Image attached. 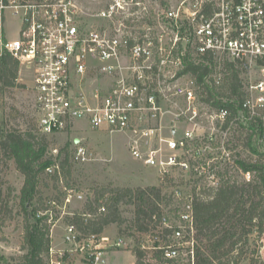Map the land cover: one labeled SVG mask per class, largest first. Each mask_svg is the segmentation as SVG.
Returning <instances> with one entry per match:
<instances>
[{
	"label": "built area",
	"instance_id": "1",
	"mask_svg": "<svg viewBox=\"0 0 264 264\" xmlns=\"http://www.w3.org/2000/svg\"><path fill=\"white\" fill-rule=\"evenodd\" d=\"M91 1L99 8L85 11L81 0H0V61L13 57L20 71L29 73L38 133L79 131L85 124L131 136L132 156L157 168L176 203L173 218L162 221L173 240L154 248L163 262L146 261L195 264L194 199L201 193H187L182 183L197 190L205 181L207 189H216L226 166L234 173L237 149L232 148L246 131L243 124H260L264 148V0H180L175 6L165 0L162 14L143 0ZM189 54L209 66L208 83L221 86L229 66L246 76L237 115L204 104L202 86L185 72ZM100 77L106 82L93 86ZM3 111L0 101V140L10 129ZM168 117L174 123L170 135ZM179 124L188 126L181 134ZM77 140L73 162L90 160L84 140ZM59 169L57 164L46 172ZM245 176L251 179V173ZM67 192L71 203L74 190ZM44 216L53 222V212L38 218ZM58 220L44 264H114L108 255L123 248V240L66 225L62 246L55 247Z\"/></svg>",
	"mask_w": 264,
	"mask_h": 264
},
{
	"label": "trees",
	"instance_id": "2",
	"mask_svg": "<svg viewBox=\"0 0 264 264\" xmlns=\"http://www.w3.org/2000/svg\"><path fill=\"white\" fill-rule=\"evenodd\" d=\"M186 73L191 74L202 86L201 97L204 104L216 110L228 109L234 115L240 112L241 101L245 97L242 71L234 66L228 67L221 86L208 83L206 76L209 66L206 62L197 64L188 55ZM20 62L13 57L0 61V95L7 89L18 86ZM236 137L237 149L235 172L225 168V178L216 189H208L207 196H195V264H257L260 237L264 233V150H259L262 134L260 124L244 125ZM34 128L26 130L10 128L3 131L0 140V157L15 163L23 175L24 182L16 200L11 198V191L0 187V214L14 218L17 210L23 216V255L11 258L0 264H44L45 257L52 244L51 230L59 219L49 201L41 191L42 186L52 189L59 200H66L67 190H73L74 167L71 162L69 146L59 151L60 169L53 175H47V169L56 166L54 156L48 154L46 138L34 134ZM249 153L247 157L243 154ZM251 173V179L240 181L242 176ZM49 176L54 187L46 183ZM46 183V184H45ZM92 191L84 203L81 212L66 216L67 225H74L84 234H103L111 225H118L121 236L150 235L155 246L170 242V229H164L162 221L167 217L166 210L175 204L172 194L164 192L163 183L147 187L100 186ZM57 199V198H56ZM14 201L16 203H14ZM18 206V208L16 206ZM131 206L132 220L124 217L122 207ZM101 208L106 211L101 212ZM51 211L55 217L49 223L47 216L38 218L41 212ZM177 216V215H176ZM141 245V242L138 241ZM155 248V247H154ZM153 258L163 262L162 252L153 250ZM136 264L148 263L144 250L136 249ZM183 264H192L183 262Z\"/></svg>",
	"mask_w": 264,
	"mask_h": 264
},
{
	"label": "rangeland",
	"instance_id": "3",
	"mask_svg": "<svg viewBox=\"0 0 264 264\" xmlns=\"http://www.w3.org/2000/svg\"><path fill=\"white\" fill-rule=\"evenodd\" d=\"M147 6L153 11H157L162 14L166 11L165 0H143ZM173 6L178 4L180 0H169ZM83 4L82 8L85 11L98 9L99 7L91 0H81ZM94 23L101 25V22H97L96 18H87ZM14 25V24H13ZM143 29V26L141 25ZM13 33H10L12 36ZM15 37H16V33ZM95 76V74H94ZM246 77L245 75H243ZM242 76V79H243ZM93 86H99L103 84L104 79L100 77L94 81ZM0 101L3 103L4 111L2 121L4 124L10 126V128H16L20 130H26L27 126L34 128V134L39 137L46 138L48 142V154L53 155L54 161L59 163L60 157L59 151L69 146L70 155L73 159L76 145L74 143L75 137L84 140V145L89 149L92 156L90 160L81 163H73L74 173L72 180V188L74 190L71 203H67L66 200H59L58 195L54 190L45 188L42 186L41 191L44 197L51 198L54 201H49L51 208L56 212V216L59 220L53 228V244L55 247L62 246V235L64 228L67 225L65 222L66 216H72L75 212H81L84 208V203L87 197L92 194L93 189L100 186H116V187H147L160 185V178L157 174V168L146 167L141 162L136 160L129 150L131 142V136L120 132H108L106 130H91L85 124L78 126L79 131H73L57 135H42L37 131V114L34 102V93L32 91V82L28 72L20 71L18 86L7 89L2 95H0ZM172 118L165 119V124L169 127L172 124ZM174 124V123H173ZM188 128L185 124H179L178 129L181 132ZM167 135H170V127L167 128ZM179 134V135H180ZM263 151L264 148H259ZM249 153H245L242 157H247ZM52 167V166H51ZM48 175V174H47ZM45 175L46 183L52 188L53 182L50 181L49 176ZM176 178H180L179 174H176ZM240 181L248 180L246 176H242ZM24 177L17 170L16 165L11 160H4L0 157V187L4 191H11V198L16 200L19 195L20 189L23 185ZM45 183V184H46ZM208 183L205 181H199L197 184V190L194 189L195 185H188L182 183V187L187 193L195 195L198 191L204 196H207L209 190L207 189ZM200 188V189H198ZM164 192L170 194V191L164 188ZM78 195H82V199L77 198ZM57 198V199H56ZM14 203H16L14 201ZM16 206V205H15ZM176 203L172 204L170 208L175 210ZM18 208V206H16ZM123 215L129 221L133 218L134 208L131 206H123ZM167 212V217L173 218L174 213ZM55 217V215H54ZM23 216L19 215L17 210L14 213V218L6 216L3 212L0 214V257H3L2 262H9L11 258H18L23 255L22 243H23ZM109 236L113 240H123L124 245L117 252H112L108 255V260L112 263L120 264H135L137 262L135 256V250H144L147 254V260L152 261L154 256L155 241H152L150 235H136L133 236L119 234L118 225L114 224L109 226L103 233ZM170 241L173 238L169 237ZM141 242V245L138 244ZM161 244L160 246H162ZM159 246V247H160ZM257 264H264V233L260 237L259 250H258V262Z\"/></svg>",
	"mask_w": 264,
	"mask_h": 264
},
{
	"label": "crops",
	"instance_id": "4",
	"mask_svg": "<svg viewBox=\"0 0 264 264\" xmlns=\"http://www.w3.org/2000/svg\"><path fill=\"white\" fill-rule=\"evenodd\" d=\"M77 139L80 140L81 138H79V136H77V137H75V141H76ZM82 140H83V139H82ZM155 186H156V185H155ZM53 238H54V237H53Z\"/></svg>",
	"mask_w": 264,
	"mask_h": 264
},
{
	"label": "water",
	"instance_id": "5",
	"mask_svg": "<svg viewBox=\"0 0 264 264\" xmlns=\"http://www.w3.org/2000/svg\"><path fill=\"white\" fill-rule=\"evenodd\" d=\"M78 143V140H76V144Z\"/></svg>",
	"mask_w": 264,
	"mask_h": 264
}]
</instances>
